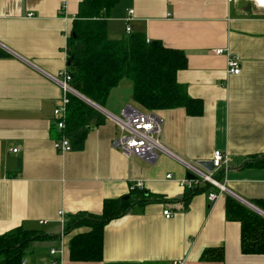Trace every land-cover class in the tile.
<instances>
[{
    "label": "crops",
    "instance_id": "1",
    "mask_svg": "<svg viewBox=\"0 0 264 264\" xmlns=\"http://www.w3.org/2000/svg\"><path fill=\"white\" fill-rule=\"evenodd\" d=\"M81 2L0 0V49L7 54L0 58V236L23 228L52 237L35 242L24 264H264V254L243 252L242 224L227 218L228 197L264 218V7L253 0H123L110 11V38L127 35L125 20L134 10L131 34L183 51L188 64L177 81L204 105L199 117L184 108L152 111L164 121L168 152L150 162L115 148L120 130L108 116L102 125L91 124L82 150L55 147L53 113L62 89L54 78L67 69ZM217 49L225 54L215 55ZM227 51L241 62L238 76L227 72ZM131 101L133 85L124 80L104 110L114 116L128 106L151 112ZM215 151L231 159L222 178L227 191L204 183L205 191L185 206L181 182L189 170L182 161H211ZM140 180L160 202L137 205L106 226L102 261H71V239L91 228L66 234V222L101 215L105 201L128 196ZM210 193L217 194L214 202ZM166 210L173 212L170 219ZM49 241L54 245L42 250ZM53 249L62 253L52 256ZM210 249L222 250V260L203 261Z\"/></svg>",
    "mask_w": 264,
    "mask_h": 264
},
{
    "label": "trees",
    "instance_id": "2",
    "mask_svg": "<svg viewBox=\"0 0 264 264\" xmlns=\"http://www.w3.org/2000/svg\"><path fill=\"white\" fill-rule=\"evenodd\" d=\"M123 0H83L68 39L67 68L73 76L74 90L83 98L105 108L111 92L124 80L133 85V101L146 111L184 108L189 116L203 114L201 100L189 96L186 86L177 81L180 71L187 68L183 51L166 47L161 41L148 40L143 33L121 39L110 38L108 15ZM102 125L105 116L85 100L70 95L64 134L73 150H82L91 124ZM60 136V135H59ZM205 188L187 189L185 206ZM127 199L105 201L99 216L78 214L65 224L66 234L79 227L91 231L70 241V260L100 262L103 260L104 233L113 220L129 214L137 205L146 206L160 199L144 190H134ZM248 205V203H247ZM250 206V205H249ZM227 218L242 224V250L247 254H264V218L249 207L228 197ZM52 237L40 231L18 228L0 236V264H23L35 242ZM221 261L222 250L210 249L202 260Z\"/></svg>",
    "mask_w": 264,
    "mask_h": 264
},
{
    "label": "built area",
    "instance_id": "3",
    "mask_svg": "<svg viewBox=\"0 0 264 264\" xmlns=\"http://www.w3.org/2000/svg\"><path fill=\"white\" fill-rule=\"evenodd\" d=\"M229 3H234L242 0H228ZM134 10L129 11V17L125 20L126 22V33L127 35L131 34L130 23L133 20ZM28 16H33L32 14ZM215 55H224V49L214 50ZM226 55L228 56V74L233 76H238L242 72V66L240 60L233 56L227 51ZM56 83L62 89V96L59 99V102L54 109V120L55 126L59 133V138L55 141V147L59 153H65L72 151V146L69 139L64 134L66 129V119L68 115V107L70 104V95L77 96L83 99L72 87L71 83L73 81V76L70 73L69 69H65L59 74V77L54 78ZM84 100V99H83ZM103 113V112H102ZM112 119L117 127L120 130V135L115 139L114 146L119 149L125 157L128 159L132 157H140L146 159L147 161H155L158 157L159 152H168L165 146L162 143V133L164 121L161 117L157 116L153 112H144L137 108L128 106L122 112L121 116L107 115ZM17 152V149L14 150ZM181 160V159H180ZM230 157L227 154H223L221 151H215L211 162L214 166V171H208L202 167L199 162H188L182 161L189 173H191L195 178L186 179L181 182V185L187 190L199 187L204 183H208L211 186L220 190V193L227 191L222 178H225L228 170ZM220 172L221 178H216L215 173ZM172 175H168L167 179H171ZM145 183L144 181H136L131 185V191L134 190H144ZM210 202H214L217 199V194L210 193L208 195ZM64 212H60L61 218L63 217ZM166 218L170 219L173 216V212L166 210L164 211ZM64 223V220H63ZM65 234V233H64ZM52 256H59L62 252L58 250L50 251ZM24 264V262H23ZM52 264H62L61 259H55L52 261Z\"/></svg>",
    "mask_w": 264,
    "mask_h": 264
},
{
    "label": "water",
    "instance_id": "4",
    "mask_svg": "<svg viewBox=\"0 0 264 264\" xmlns=\"http://www.w3.org/2000/svg\"><path fill=\"white\" fill-rule=\"evenodd\" d=\"M6 57H7V54L2 49H0V58H6ZM84 100L90 103L89 100H87L85 98H84ZM91 104H93V103H91ZM93 105H95V104H93ZM97 108H99V107L97 106ZM99 110H100V112L106 113V111L102 110L101 108ZM199 164L202 167H204L205 169H207L208 171H211V172L214 171V166H213V163L211 161H201V162H199ZM187 178L188 179H194L195 177L191 173H188ZM127 198L128 197H124V199H127Z\"/></svg>",
    "mask_w": 264,
    "mask_h": 264
},
{
    "label": "rangeland",
    "instance_id": "5",
    "mask_svg": "<svg viewBox=\"0 0 264 264\" xmlns=\"http://www.w3.org/2000/svg\"><path fill=\"white\" fill-rule=\"evenodd\" d=\"M245 5H246V4H245ZM247 5H249L250 7H253V8L256 7V6L254 5V3H252V2H248ZM83 99H84V98H83ZM86 102H87V101H86ZM87 103H88L89 105H91L92 107H94L95 109H97V110L100 112L99 109H100L101 107L98 106L99 108H97V105H96V104H95V105H93L94 103L91 104L92 102H90V103L87 102ZM131 104H132V105H135L133 101H131ZM135 106H136V105H135ZM101 109L104 110V108H101ZM104 111H105V110H104ZM102 114H103V113H102ZM103 115H104V114H103ZM104 116L107 117L106 115H104ZM53 243H54V242L49 241V242H46V243H44V244H41L40 246H41L42 250H45V248H50L51 246H53V245H54ZM33 244H34V243H33ZM33 244H32V245H33ZM34 247H36V246L34 245Z\"/></svg>",
    "mask_w": 264,
    "mask_h": 264
},
{
    "label": "bare ground",
    "instance_id": "6",
    "mask_svg": "<svg viewBox=\"0 0 264 264\" xmlns=\"http://www.w3.org/2000/svg\"><path fill=\"white\" fill-rule=\"evenodd\" d=\"M255 3L258 4L260 7H264V0H253Z\"/></svg>",
    "mask_w": 264,
    "mask_h": 264
}]
</instances>
